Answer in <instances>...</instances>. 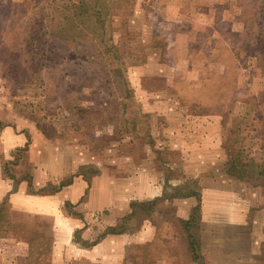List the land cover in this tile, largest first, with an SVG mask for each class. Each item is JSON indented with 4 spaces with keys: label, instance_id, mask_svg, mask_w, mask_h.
Listing matches in <instances>:
<instances>
[{
    "label": "rangeland",
    "instance_id": "1",
    "mask_svg": "<svg viewBox=\"0 0 264 264\" xmlns=\"http://www.w3.org/2000/svg\"><path fill=\"white\" fill-rule=\"evenodd\" d=\"M230 239L219 264H264V0H0V264Z\"/></svg>",
    "mask_w": 264,
    "mask_h": 264
},
{
    "label": "crops",
    "instance_id": "2",
    "mask_svg": "<svg viewBox=\"0 0 264 264\" xmlns=\"http://www.w3.org/2000/svg\"><path fill=\"white\" fill-rule=\"evenodd\" d=\"M212 164H216L215 160H213ZM214 193H216V195H219L218 191L214 192ZM234 194L235 193H232L233 196H234ZM214 197H215V195H214ZM231 207L232 208L235 207L234 203L231 205ZM209 210L211 211L210 214H213V216H214V218H213L214 221L211 222V226L210 227H205L206 229H208L209 232H210V229L216 230V228H223V229L224 228H226V229L230 228V227H225L226 225L222 223V219H223L224 216H228L229 217L228 220L232 217L230 219L229 223H226V224H230V226L233 227V228H239L241 220L245 222V224H244L245 226L248 225L250 223V221H251L250 218L248 219V216H246L247 212H246V215L244 216V218L240 219L241 213L238 212V214H237L236 213L237 209H235L234 211L233 210L229 211V209L228 210H225V209L222 210V209H220V207H213V208H210ZM207 213L208 212H204L203 211L202 212V214H203L202 216L206 215ZM258 216L260 217V215H258ZM253 217L256 219L255 215ZM253 223H255L256 226H260V222L257 223V221L256 222L254 221ZM255 225L253 227L254 230L256 228ZM245 236H247V235H245ZM257 241H258V243L260 242V237L257 238ZM211 244L212 245L213 244L220 245V246H218L219 248H216V249H214V248H206V251L204 250V253L206 254V258H208V256H209L210 261H212V263H218L219 264V259H216V257L220 258V256L222 257L221 259L224 260L225 262L227 260H230V261L234 260L233 251L228 250V252H226V249H225V245H227V244L230 245V246H233V245H231V244H233L232 239H230L227 242L224 240L223 242L217 241V242H213ZM248 244L249 243L247 242V245ZM202 245H206L208 247H211V245L208 242H205ZM207 250H209V251L207 252ZM227 254H229L228 258L225 257Z\"/></svg>",
    "mask_w": 264,
    "mask_h": 264
}]
</instances>
